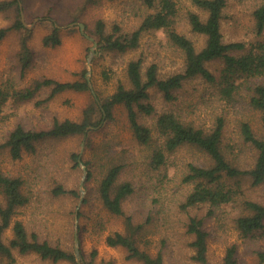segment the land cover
Segmentation results:
<instances>
[{"label": "rangeland", "instance_id": "rangeland-1", "mask_svg": "<svg viewBox=\"0 0 264 264\" xmlns=\"http://www.w3.org/2000/svg\"><path fill=\"white\" fill-rule=\"evenodd\" d=\"M177 1V29L201 49L206 38L192 31L187 15L196 10L206 17L207 12L194 6L191 0ZM261 2L264 0H228L222 18L226 41H264V34L254 32L252 16L254 7ZM152 11L142 0H20L19 8L16 5L0 10V27L12 26L18 17L25 24L22 29L11 28L0 42V85L11 82L20 89L43 77L76 80L86 70L84 75L89 74L92 89L105 97L116 90L120 81L130 86L127 65L139 56L144 59V74L153 62L158 64L162 77L180 71L184 67V53L162 29L143 32L139 46L125 52L105 50L100 44L95 32L99 19L105 22L107 32H114L117 25L120 32L129 33ZM80 23L94 40L82 32ZM55 26L59 27L61 43L44 44V37ZM23 39L27 40L26 51L22 48ZM92 47L94 53L89 61ZM25 54L29 57L24 67ZM208 66L218 73L222 63L212 61ZM259 80L264 81V77ZM49 93L50 88L46 87L30 99L7 101L0 112V141H5L18 124L41 129L48 128L54 118L80 120L94 94L92 90L69 89L47 99ZM241 93L238 102L230 105L219 99L215 86L201 77L187 80L176 91L173 101L166 100L157 87L150 88L148 101L154 104L156 112L140 116L142 122L153 128L154 139L148 144L136 139L125 107L117 105L113 119H103L82 135L41 139L36 142L35 151H23L20 158H13L8 148L1 147L0 172L20 177L22 191L30 197L26 205L18 208L15 218L23 220L41 239L75 252L81 264H145L128 258L125 247L106 242L108 234L125 232L127 225L124 215L104 207L98 187L110 167L121 165L117 184L130 181L135 188L123 201V209L135 224L141 225L137 242L142 249L153 256L161 251L164 264H198L191 245L194 234L187 231L189 217L197 216L204 220L208 231L209 264H225L227 248L232 244L237 245L239 264H261L259 252L264 251V234L244 237L235 218L244 212L241 202L245 197L264 201V185L253 187L246 178L242 181L244 197L238 196L235 202L219 207L201 204L183 210L181 203L193 186L183 180L188 163L209 165V156L194 145L184 144L169 155L164 166L154 169L151 165V155L159 144L155 122L159 114L169 110L205 129L211 128L216 117L223 114L225 153L228 157H241V163H251L253 152L240 137L238 118L249 119L256 129H260L261 121L258 112L248 104V90ZM58 185L68 192L54 195L52 189ZM5 234L10 237L11 229ZM14 253L17 264H72L68 260L43 259L34 252Z\"/></svg>", "mask_w": 264, "mask_h": 264}, {"label": "trees", "instance_id": "trees-1", "mask_svg": "<svg viewBox=\"0 0 264 264\" xmlns=\"http://www.w3.org/2000/svg\"><path fill=\"white\" fill-rule=\"evenodd\" d=\"M19 1L0 0V10L16 5L19 8ZM191 1L194 6L207 12L206 17L196 10H190L187 15L192 31L203 34L206 38L201 49L196 47L190 37L177 29V0H142L147 8L153 11L146 13L138 28L132 32H120V27L117 25L114 27V32H107L102 19L97 21L95 29L100 44L105 50L120 52L137 48L143 32L162 29L169 40L184 53V67L180 71L162 77L159 74L158 64L153 62L148 65L144 74V59L139 56L131 59L127 65L130 86L120 81L116 90L105 97L92 89L87 75H84L86 70H83L84 77L76 80L61 81L52 77H43L20 89L11 82L5 83L4 86L0 85V112L10 99L24 101L34 97L46 87L50 88L47 99L69 89L92 90L94 93L84 109L82 119L54 118L48 128L41 129L27 128L18 124L5 141H0V148L6 147L13 158H20L23 151H35L36 142L41 139L82 135L90 128L98 126L103 119H113V110L117 105L125 107L136 139L142 144H148L154 139L153 128L142 122L140 116L156 112L154 104L148 101L149 89L157 87L166 100L173 101L176 99V91L182 88L187 80L201 77L215 86V94L219 99L230 105H235L240 93L248 90V104L258 112L261 127L256 129L249 119L240 117L238 125L240 137L253 152V161L244 164L239 159L241 157H228L225 153L222 138L226 118L223 114L216 117V122L211 128L205 129L203 126L183 120L176 111L169 110L159 114L155 122L159 144L151 155L152 167L158 169L164 166L169 155L184 144L194 145L209 156L211 161L209 165L188 163V170L183 180L193 186L181 203L183 210L201 204L219 207L235 202L238 196L244 197L242 181L246 178L253 187L264 185V81L259 80L264 77V41L246 43L240 40H225L222 18L228 0ZM252 16L254 32L257 35L264 34V2L254 7ZM24 27L21 17H18L12 26L0 27V42L11 28ZM22 42L23 51L28 50L27 40L23 39ZM43 42L52 46L60 44L59 27L55 26L53 31L44 37ZM28 57L25 54L24 67L28 65L26 61ZM212 61H221L222 67L218 73L208 66ZM74 156L78 160V155L74 154ZM121 168V165L110 167L98 187L104 207L113 213L124 215L127 225L125 232L116 231L108 234L106 242L111 246L125 247L128 258L142 260L145 264H164L161 251L153 256L138 245L137 235L141 225L135 224L132 216L126 215L123 209V201L134 192L135 188L130 181L117 184ZM22 184L23 180L20 177L0 172V191L3 195V200L0 201V264H17L14 253L16 250L20 253L34 252L43 259H50L53 262L68 260L72 264H78L75 252L60 244L51 243L47 239H41L35 230L28 229L23 220L15 218L18 208L30 201V197L22 191ZM52 192L54 195H61L68 190L58 185L52 189ZM75 194L79 195L77 191ZM241 205L245 213L242 212L235 218L240 233L244 237L264 234V201L245 197ZM9 228L12 235L7 237L5 233ZM187 231L194 234V240L191 242L195 250L193 258L198 264H209L208 231L204 227V220L190 216ZM224 259L225 264H239L236 244L227 248ZM259 259L260 262L264 261V251L259 252Z\"/></svg>", "mask_w": 264, "mask_h": 264}, {"label": "water", "instance_id": "water-1", "mask_svg": "<svg viewBox=\"0 0 264 264\" xmlns=\"http://www.w3.org/2000/svg\"><path fill=\"white\" fill-rule=\"evenodd\" d=\"M80 26L82 28V32L85 33V30H84L85 29V25L83 23H80ZM86 36L89 37L91 40H94V38L92 36H90L88 34H86ZM95 45H96V42H95ZM93 53H94V47H92V49H91V54H90L89 61L92 59ZM88 72L90 73V69H89ZM87 77H88V79L90 81V78H89V74L88 73H87ZM76 242H78V236L77 235H76ZM76 252L79 253V247L76 248ZM77 259H78V262L81 264L80 258H77ZM261 264H264V261Z\"/></svg>", "mask_w": 264, "mask_h": 264}]
</instances>
